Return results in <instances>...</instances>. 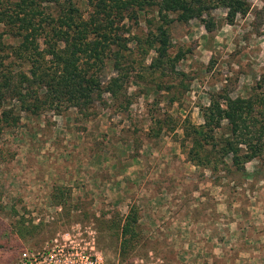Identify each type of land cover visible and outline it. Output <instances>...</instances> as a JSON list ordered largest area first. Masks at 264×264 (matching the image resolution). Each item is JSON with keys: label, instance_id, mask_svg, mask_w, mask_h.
<instances>
[{"label": "rangeland", "instance_id": "1", "mask_svg": "<svg viewBox=\"0 0 264 264\" xmlns=\"http://www.w3.org/2000/svg\"><path fill=\"white\" fill-rule=\"evenodd\" d=\"M244 1L248 12L231 25L223 9L211 11L210 32L194 19L171 23L168 51L182 53L175 78L146 68L152 52L136 53L133 38L150 30L151 15L130 22L128 105L104 95V105L85 112L20 113L17 124L1 131L0 264L70 227L87 232L106 262L262 261L248 249L246 232L250 221L264 218L263 209L254 211L258 203L264 208V153L244 164L248 172L261 170L245 179L230 166L225 172L219 164L215 171L192 165L181 138V122L201 124L200 108L214 93L249 96L264 76V0Z\"/></svg>", "mask_w": 264, "mask_h": 264}, {"label": "trees", "instance_id": "2", "mask_svg": "<svg viewBox=\"0 0 264 264\" xmlns=\"http://www.w3.org/2000/svg\"><path fill=\"white\" fill-rule=\"evenodd\" d=\"M224 10L231 25L244 16V0H0V133L19 120V114L38 116L66 109L79 113L109 100L129 104L124 86L133 62L126 27L149 17L150 30L134 37L136 53L152 52L147 69L175 78L182 53H169V26L197 20L210 32L211 11ZM145 20V19H144ZM110 70L107 77L104 70ZM246 97L214 93L200 108L201 124L181 122L186 160L201 166L254 178L244 164L264 153V76ZM159 125L160 121H156ZM256 173V175H255ZM60 190V189H58ZM57 190V191H58ZM56 204L60 197L52 194ZM63 204V201H61ZM129 219V218H128ZM135 220H130L132 224ZM124 223L123 234H127ZM133 235V234H132ZM130 235L122 249L130 247ZM127 263V262H126Z\"/></svg>", "mask_w": 264, "mask_h": 264}, {"label": "built area", "instance_id": "3", "mask_svg": "<svg viewBox=\"0 0 264 264\" xmlns=\"http://www.w3.org/2000/svg\"><path fill=\"white\" fill-rule=\"evenodd\" d=\"M9 264H162L155 259H135L131 262L102 261L95 253L89 234L79 228L53 233L36 246L16 251Z\"/></svg>", "mask_w": 264, "mask_h": 264}, {"label": "crops", "instance_id": "4", "mask_svg": "<svg viewBox=\"0 0 264 264\" xmlns=\"http://www.w3.org/2000/svg\"><path fill=\"white\" fill-rule=\"evenodd\" d=\"M257 209H258V211L262 210V209L264 211V208H262V204L261 203H258V204L255 205L254 211L256 212ZM256 220H257V218L255 220L253 219L252 221L249 222V224H251L253 227L250 228L251 231L246 232L247 233L246 235L247 236L250 235V236L248 238V241L247 242L245 241V242L247 243L248 249H252V250H255L256 252H258V256H260L262 261H259L260 263L259 262H256V263L264 264V230H261L263 228H260L259 225L256 226V224L263 225L264 224V218L263 219H258L259 221H256ZM253 228H257V229L252 230ZM252 261L255 262L253 259H252Z\"/></svg>", "mask_w": 264, "mask_h": 264}]
</instances>
